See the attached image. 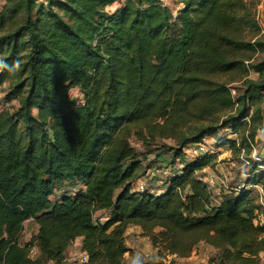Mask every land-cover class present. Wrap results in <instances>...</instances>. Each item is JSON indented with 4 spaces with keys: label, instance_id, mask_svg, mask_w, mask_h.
I'll return each instance as SVG.
<instances>
[{
    "label": "trees",
    "instance_id": "16d2710c",
    "mask_svg": "<svg viewBox=\"0 0 264 264\" xmlns=\"http://www.w3.org/2000/svg\"><path fill=\"white\" fill-rule=\"evenodd\" d=\"M175 1V15L161 0L0 6V264H66L77 238L90 264H125L124 235L135 228L175 260L205 243L217 250L215 264H260L256 198L220 192L214 205L198 179L213 157L184 161L183 151L230 129L236 138L217 146L249 159L264 123V60L249 62L264 54V27L252 1ZM249 70L259 80L234 96L229 84ZM134 140L178 143L181 169L163 193L132 191L145 171ZM253 166L247 185L264 188ZM64 184L81 188L66 196ZM108 210V221L95 225L93 215ZM30 219L37 233L22 244Z\"/></svg>",
    "mask_w": 264,
    "mask_h": 264
},
{
    "label": "rangeland",
    "instance_id": "374dc122",
    "mask_svg": "<svg viewBox=\"0 0 264 264\" xmlns=\"http://www.w3.org/2000/svg\"><path fill=\"white\" fill-rule=\"evenodd\" d=\"M162 3L171 9L174 15L180 8L176 4L175 0H161ZM252 1L254 6L255 17L260 26L264 27V0H247ZM4 3V0H0V6ZM122 1H117L113 6L107 8L109 13L114 12L120 5ZM250 38V37H249ZM264 60V54L256 53L252 56L250 64H256ZM248 64V63H247ZM259 80V75L254 70H249L245 75L239 76L236 82L229 84L232 89L233 95L238 94L237 90L244 91L247 87L248 82H256ZM5 87H0V100L4 98ZM69 96L71 98L77 99L81 97V93L77 89H72ZM82 99V97H81ZM81 99H77L81 101ZM261 109L264 117V95L261 103ZM225 114L222 113L218 116V124H221L225 119ZM236 136L231 134L230 129H220L216 136H205L202 141L205 142L204 151L206 155L213 157V160L209 167L198 174V177L203 176L213 180L214 184L211 185V189L214 194V198H220L217 193H227L236 194L241 191H251L252 197L256 198L257 205L261 207V194L264 193L263 184H258L255 186L247 185V180L250 175H252L253 164L257 163L258 173H264V123L263 127L257 132V137L253 147V152L249 159L243 156H236L232 153L228 147H218L217 143L219 139H235ZM134 148L138 154L139 158L142 159L145 171L143 175L135 181L132 185H136L138 182L143 184V190L150 191L152 189H159L161 185L168 184L167 178L173 175L174 169L180 166V162L174 161L175 149L178 148V143L171 140H158L156 143L151 145H144L140 141H132ZM184 152V151H183ZM184 153V161H193L192 156H187ZM162 161V162H160ZM174 162V163H172ZM169 175V176H168ZM138 183V184H139ZM264 183V182H263ZM155 184V187L151 186ZM134 188V187H133ZM34 225V226H33ZM36 223L27 224L28 232L21 234L20 242L22 244L28 243L36 232ZM158 230H156L157 232ZM124 242L126 247L129 249L128 255H125V264H129V260L135 257V255L150 254L151 258L148 260L140 261L139 264H171L168 257L163 253H158L151 245L149 238L142 236L141 232L135 231V229H130L124 235ZM147 249V250H144ZM217 256V250L213 247L200 243L195 252L190 256L189 260L181 261L179 259L172 260V264H215V259ZM160 259V260H159ZM260 264H264V253L259 255ZM53 264V263H52ZM66 264H71L66 261ZM76 264V263H72Z\"/></svg>",
    "mask_w": 264,
    "mask_h": 264
},
{
    "label": "built area",
    "instance_id": "2783aa9c",
    "mask_svg": "<svg viewBox=\"0 0 264 264\" xmlns=\"http://www.w3.org/2000/svg\"><path fill=\"white\" fill-rule=\"evenodd\" d=\"M77 99H81V97L77 98ZM81 102H82V100H81ZM204 146H205L204 141H201L200 143H196V144H190L188 147H186L184 149V153L186 152L187 156H192V159H196V158L206 154L204 151ZM180 169H181V166H179L178 168H175V170H177V171ZM172 176H174V174L170 175L168 178H170ZM168 178H167V180H168ZM209 178H206L203 176L198 177V179L200 181L204 182L209 187V189L211 190V192L213 194V191L211 189V185H213L214 182H213V180H211ZM138 183L135 186L132 185V191L145 192L146 190H143V187H144L143 184L142 183L138 184ZM151 186L155 187V184H151ZM166 187H167V184L161 185V187H159V189H154V188L152 189V187H150L149 192L152 195H159L165 191ZM80 188L81 187L79 185L64 184L61 187V189L59 190V193L64 194L66 196L73 197L79 191ZM217 195H219V197H220V193H217ZM213 197H214V194H213ZM260 199H261V207H260V212H259V220L264 224V193L263 192L261 194ZM110 216H111V211H109V210L104 211L102 213L96 212L93 215L92 221L95 225H102L108 221ZM31 222H34V221L32 219H30L24 224L21 234L25 233L26 231L28 232L29 229H27V224L31 223ZM29 254H30L31 258H36L38 256L37 248L36 247L32 248L30 250ZM126 255H128V253ZM166 256L168 257L169 262H171V264H172V260H175L174 256L169 255V254H167ZM75 258H76L77 264H90L89 263V257L87 256L86 253L81 251V249L78 251V253H76ZM150 258H151V256L148 253L135 255V257H133L132 259L129 260V264H138L140 261L148 260ZM44 264H52V263L47 262ZM186 264H188V263H186Z\"/></svg>",
    "mask_w": 264,
    "mask_h": 264
},
{
    "label": "crops",
    "instance_id": "0c3cea01",
    "mask_svg": "<svg viewBox=\"0 0 264 264\" xmlns=\"http://www.w3.org/2000/svg\"><path fill=\"white\" fill-rule=\"evenodd\" d=\"M220 202V198H214L213 199V203L214 205H218V203ZM35 224V222H31L30 224ZM34 226V225H33ZM36 227V232H37V229H38V226L37 224L35 225ZM30 231V229H29ZM129 231V230H128ZM135 231H138V232H141L139 229L135 228ZM81 242H82V238H77L67 249V252H66V259L65 261H68L70 262L71 264L74 262L77 264V261H76V258H75V255L76 253H78V251L81 249ZM144 250H147V249H144ZM195 252V251H194ZM193 252V253H194ZM192 253V254H193ZM189 258H186V259H179L181 261H184V260H189Z\"/></svg>",
    "mask_w": 264,
    "mask_h": 264
}]
</instances>
